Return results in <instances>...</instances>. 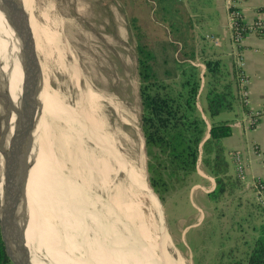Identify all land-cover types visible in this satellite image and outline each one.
Returning <instances> with one entry per match:
<instances>
[{
	"label": "rangeland",
	"instance_id": "rangeland-1",
	"mask_svg": "<svg viewBox=\"0 0 264 264\" xmlns=\"http://www.w3.org/2000/svg\"><path fill=\"white\" fill-rule=\"evenodd\" d=\"M154 1L29 0L41 79L47 95L56 96L54 112L47 96L48 104L42 101L32 144L34 168L40 166L43 154L50 176L46 187L32 192L29 178L20 222L23 239L36 248L38 264H98L94 253L109 264H128L134 258L142 264H165L163 258L174 264H212L221 239L231 238L228 248L239 236L238 223L248 234L253 232L251 226L264 223V204L243 187L217 203L208 197L210 189L192 190L194 184L206 183L200 175L197 179L192 175L163 203L149 187L140 125L138 41L156 54L155 70L163 78L164 70H173L183 55L193 52L201 68L207 58L204 49L191 43L189 21L197 18L183 13L181 2L173 6L179 10L172 16L168 9L158 10ZM122 28L125 32H119ZM89 117L101 122L100 128ZM132 166L143 169L157 207L144 193L134 201L128 193L122 209L115 204V190L119 184L129 186ZM2 176L0 168L4 215L9 196L1 188ZM191 191L200 199L194 202ZM37 198L45 203L48 216L40 213ZM34 224L44 232L50 230L53 239L42 230L38 234ZM189 226L194 228L187 232ZM200 233L206 239L201 247Z\"/></svg>",
	"mask_w": 264,
	"mask_h": 264
},
{
	"label": "trees",
	"instance_id": "trees-1",
	"mask_svg": "<svg viewBox=\"0 0 264 264\" xmlns=\"http://www.w3.org/2000/svg\"><path fill=\"white\" fill-rule=\"evenodd\" d=\"M136 54L146 172L149 187L159 201L165 202L168 195L186 186L199 164L215 179V189L208 194L214 203L241 189V182L228 174L222 144L231 136L232 126L229 121L218 120L234 109L237 72L231 77L220 60L210 58L203 59V70L196 55L185 51L182 59L175 60L173 70H164L163 78L155 70L156 54L141 40ZM203 99L206 105L201 104ZM236 226L239 236L228 248L231 238L221 239L212 264H264V223L251 226V234L242 224ZM199 235L201 247L206 239ZM0 264H7L1 237Z\"/></svg>",
	"mask_w": 264,
	"mask_h": 264
},
{
	"label": "crops",
	"instance_id": "crops-1",
	"mask_svg": "<svg viewBox=\"0 0 264 264\" xmlns=\"http://www.w3.org/2000/svg\"><path fill=\"white\" fill-rule=\"evenodd\" d=\"M156 2L155 7L158 10L161 9L163 12L168 9L170 13H173L172 16L179 10V7L173 9V6L181 2L183 13L189 18H197L196 22L192 19L189 21L190 28L192 26L189 32L194 33L193 39L191 37L194 47L204 49L207 52V58L220 60L225 64L231 77L233 72H237L238 77L243 72L246 80L243 89L248 94V101L247 104L244 103L242 86L239 84L234 109L218 117V120L229 121L232 126L231 136L223 139L222 144L229 163L228 174L231 178L236 179V164L231 154L240 152L248 167V180L264 183V120L253 123L251 116L252 112L264 109V32L248 33L244 40L237 44L233 41L231 30L234 7L241 11L243 22L250 24L255 20L264 19V13L260 9L264 0H156ZM157 22L156 18V24ZM124 28L119 32H125ZM196 175L203 177L206 183H196L192 190L204 188L210 189L209 192H211L215 189V179L203 165L199 164L197 173L194 174L197 179ZM241 188L244 192L253 194L246 184L241 183ZM191 194L193 195L192 191ZM198 197L197 194L191 196L194 202L200 199ZM193 228L194 226H189L187 232Z\"/></svg>",
	"mask_w": 264,
	"mask_h": 264
},
{
	"label": "water",
	"instance_id": "water-1",
	"mask_svg": "<svg viewBox=\"0 0 264 264\" xmlns=\"http://www.w3.org/2000/svg\"><path fill=\"white\" fill-rule=\"evenodd\" d=\"M0 1L12 30L19 38L24 66L22 93L17 105L0 86V106L4 108L2 118L7 131L10 132L11 123L14 124L9 151L2 148L0 140V154L4 163L1 188L6 193V189L12 187L3 220H0V237L7 264H22L18 232L23 207L27 201L30 173L37 164L32 163V144L37 131L41 66L36 51L35 34L23 3L20 0Z\"/></svg>",
	"mask_w": 264,
	"mask_h": 264
},
{
	"label": "bare ground",
	"instance_id": "bare-ground-1",
	"mask_svg": "<svg viewBox=\"0 0 264 264\" xmlns=\"http://www.w3.org/2000/svg\"><path fill=\"white\" fill-rule=\"evenodd\" d=\"M20 1H21V3H23L24 8H25L27 14H29V10H28L29 9V4H30L29 0H20ZM30 21H31V18H30ZM32 25L33 24L31 22V26ZM34 30H36V29H33V32H34ZM49 37L52 38L51 36H48V39H50ZM49 41H51V40H49ZM36 51H37V56L39 58L40 47L38 45H37V50ZM42 76H43V74H42ZM41 78H43V77H41ZM23 80H24V66H23V63L21 61V50H20L19 38L15 35L14 31L12 30V27L9 24V22H8L5 14H4V12H3V8H2V5H1V1H0V86H1V89L3 91H5V93L8 94V96L12 99V101H13V103L15 105H17V102L19 101V98H20L21 93H22ZM47 91H48L47 90V85L41 79L40 84H39V95H38L39 108H43V107H41L42 101L43 102L46 101L47 104H48V101L46 99V96H47V98L50 100L49 101V104H48V107L52 110V112H54V110H55V104H56L55 103L56 96L55 95H51V96L47 95ZM44 97H45V100H43ZM93 104H95V102ZM116 114H117V112H116ZM3 115H4V108L0 106V140H1L2 148L5 149L6 151H9L10 150V143H11L10 136H11V134L13 132V126H14V124L11 123V131L10 132L7 131L6 126H5V122L3 121V118H2ZM43 117H44V114H43ZM93 118L92 117L91 118L89 117V120L96 127L100 128V126L102 125L101 122H97ZM46 131H47L46 132L47 133V136H49L50 135L49 126L47 127V130ZM46 139H47V137H46ZM55 140H57V139H55ZM49 143H51V142H49ZM32 148H33V146H32ZM42 151H43V149H42ZM41 154H42V152L40 153L39 156H41ZM39 158L40 159L38 161L40 163V166L38 167V169L33 168L31 170V173H30V179L32 180L31 181V184H30L31 192L34 189H41V188L43 189L44 187H46L47 179L50 176L49 175V167L47 166L48 164H46L45 159L43 160V154ZM131 163H133V162H131ZM0 164H1L0 165V168H1L2 172H3V164H4L3 163V157H1V163ZM130 168H131V170L129 172L130 183H129V186H127L128 188L127 187L124 188L122 186V184H119V186H117V188L115 190V194H117V195H116V197L114 199V202H115V204H117V207L119 209H122V206L124 204V201H123L124 200V196H127L128 193L130 195L129 197L132 198V199H130L132 201H134V200H136L137 198L140 197V194L139 193H144L145 197H147L150 201H152L151 202L152 204L154 202L155 206L157 207L158 206L157 200H156L157 198L156 199L154 198L152 192L150 191V189H149V187L147 185V182H146V179H145V175H144L143 169L136 168L134 166H132ZM133 186H134V188H136V190L133 189ZM126 188H127V191H126ZM11 190H12V187L10 186L7 189L8 196H10V193L12 192ZM2 199H3L2 198V195H0V203L2 202ZM38 199L39 198H37V202L38 203H36V204H38L39 209L42 210V211H40V213H42L44 215L45 214L47 215V213H45V210H46L45 209V203L43 205V203L40 202L41 200H38ZM132 206H133V204H132ZM127 207H129V205ZM36 212L37 211H35V213ZM128 213H130V212H128ZM0 215H1V218L3 220L4 215H3L2 211L0 212ZM22 219H23V216H21L20 222H21ZM37 222H39V221H37ZM22 227L23 226L20 223L19 232H18V245H19L20 254H21V258H22L23 264H38L37 257L34 254V250H36V248L32 244L30 245L28 242H26L25 239H23V232L21 230ZM34 228L38 232V234L40 233V230H42L41 225L40 226L39 225L37 226L36 224H34ZM41 232L43 233L44 231L42 230ZM46 232H47V234H46ZM46 232H44L45 233L44 235L48 236L49 239H53L52 238V235L53 234H51L52 232H50V230H47ZM143 233H144V236L146 237L147 234L145 232H143ZM45 240H47V239H45ZM44 243H47V242H44ZM49 245H51L52 247L54 246V244H52L51 241L49 242ZM94 254H96V255H93V256H95L94 258H95V260H96V262L98 264H109V263L106 262V258L104 256H98L97 253H94ZM107 258H108V256H107ZM54 260H56V259H54ZM163 260H165V264H174L173 261H171L170 259H164L163 258ZM77 263H79V262H76V264ZM128 264H142V262H141V260L134 258V259H131L128 262Z\"/></svg>",
	"mask_w": 264,
	"mask_h": 264
},
{
	"label": "built area",
	"instance_id": "built-area-1",
	"mask_svg": "<svg viewBox=\"0 0 264 264\" xmlns=\"http://www.w3.org/2000/svg\"><path fill=\"white\" fill-rule=\"evenodd\" d=\"M261 11L264 13V4L260 7ZM231 30L233 35L234 43L240 44L245 35L248 33H263L264 32V19H258L253 21L250 24H245L242 20L241 11L233 8L232 12V24ZM240 85L242 86V97L244 103L247 104L248 94L245 89H243V85L246 84L245 77L243 76V72L241 73ZM252 122L258 123L259 120L264 119V109L252 112ZM232 159L235 161L236 167V179L241 183L246 184L253 192L254 197L257 200L264 204V183L259 181L250 182L247 178V164L240 152H233Z\"/></svg>",
	"mask_w": 264,
	"mask_h": 264
}]
</instances>
